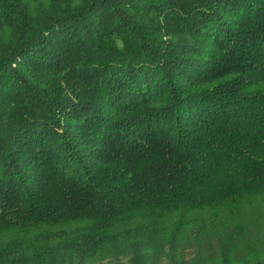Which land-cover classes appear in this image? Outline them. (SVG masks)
I'll use <instances>...</instances> for the list:
<instances>
[{
    "label": "trees",
    "instance_id": "16d2710c",
    "mask_svg": "<svg viewBox=\"0 0 264 264\" xmlns=\"http://www.w3.org/2000/svg\"><path fill=\"white\" fill-rule=\"evenodd\" d=\"M264 264V0H0V264Z\"/></svg>",
    "mask_w": 264,
    "mask_h": 264
},
{
    "label": "rangeland",
    "instance_id": "374dc122",
    "mask_svg": "<svg viewBox=\"0 0 264 264\" xmlns=\"http://www.w3.org/2000/svg\"><path fill=\"white\" fill-rule=\"evenodd\" d=\"M97 264H112V263L111 262L104 261V262L97 263Z\"/></svg>",
    "mask_w": 264,
    "mask_h": 264
}]
</instances>
